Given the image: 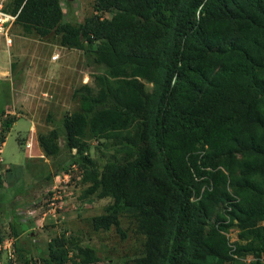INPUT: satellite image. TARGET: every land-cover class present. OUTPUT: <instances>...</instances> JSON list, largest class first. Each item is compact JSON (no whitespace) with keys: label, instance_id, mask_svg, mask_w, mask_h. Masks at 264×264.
I'll use <instances>...</instances> for the list:
<instances>
[{"label":"trees","instance_id":"trees-1","mask_svg":"<svg viewBox=\"0 0 264 264\" xmlns=\"http://www.w3.org/2000/svg\"><path fill=\"white\" fill-rule=\"evenodd\" d=\"M62 4L13 0L11 12L20 10L15 26L25 34L55 33L103 69L94 87L75 89L79 110L38 138L47 156L61 153L63 139L82 164L81 199H113L94 229L125 236L120 214L136 219L143 253L123 264H233L248 255L261 264L264 0H96L101 14L78 24ZM5 123L0 147L14 124ZM91 139L108 151L105 163L89 155ZM234 229L236 241L227 235ZM47 254L44 263L66 264V238L51 240ZM77 256L101 263L92 248L77 247Z\"/></svg>","mask_w":264,"mask_h":264},{"label":"rangeland","instance_id":"rangeland-1","mask_svg":"<svg viewBox=\"0 0 264 264\" xmlns=\"http://www.w3.org/2000/svg\"><path fill=\"white\" fill-rule=\"evenodd\" d=\"M95 2L64 0L65 20L84 22L95 15ZM11 37L10 49L0 38V64L5 72L0 71V138L7 130L5 122H14L3 145L4 163L0 165V264H47L48 243L63 236L69 252L66 264H79V246L97 251L100 264L133 263L142 255L145 244L136 219L130 213L120 214L125 236L115 227L96 231L93 218L104 214L113 199H81L86 187L81 183L82 164L69 159L63 139L59 141L61 153L55 156H47L38 141L40 135L62 128L64 117L79 110V101L73 98L75 89L84 84L94 87L93 77L104 73L103 69L92 65L83 52L63 47L55 33L41 38L36 33L25 34L21 26L14 25ZM57 54L61 59L50 63ZM12 63L15 68L7 73ZM146 86L151 89V85ZM57 101L58 108L52 105L53 114H48L46 106ZM50 115L52 122L48 120ZM30 139L34 141L32 157L25 148ZM89 144L91 158L105 163L108 151L95 139ZM229 233L234 238L238 234L236 229ZM236 259L233 264H257L252 255Z\"/></svg>","mask_w":264,"mask_h":264},{"label":"built area","instance_id":"built-area-1","mask_svg":"<svg viewBox=\"0 0 264 264\" xmlns=\"http://www.w3.org/2000/svg\"><path fill=\"white\" fill-rule=\"evenodd\" d=\"M13 0H0V37L5 39L6 44L11 46L13 43V39L11 37V31L17 21L20 10L14 14L11 12V3ZM58 55H54L52 57L53 61L58 59ZM32 144L27 142L26 147L30 149ZM1 152V150H0ZM0 163H2V159L0 157Z\"/></svg>","mask_w":264,"mask_h":264},{"label":"clouds","instance_id":"clouds-1","mask_svg":"<svg viewBox=\"0 0 264 264\" xmlns=\"http://www.w3.org/2000/svg\"><path fill=\"white\" fill-rule=\"evenodd\" d=\"M63 2H64V0H63ZM101 13H99V12H95V15H100ZM105 16V17H104ZM102 19H105L106 18V14H102V17H101ZM1 38V37H0ZM13 39V38H12ZM5 40V39H4ZM6 42V41H5ZM13 44V43H12ZM8 46V45H7ZM9 47H12V45L11 46H9ZM58 56H59V54H57ZM53 57V56H52ZM59 58H60V56L58 57V59L56 60V61H58L59 60ZM53 61V60H52ZM27 142H30L31 144H32V146H31V148L30 149H28L27 147H26V145H27ZM26 143H25V148L28 150V153H29V156L30 157H32V152H33V150H34V141H33V139H30L29 141H27ZM0 150H1V152H0V157H1V159H2V163H4V160H3V158H2V150H3V146H1L0 147ZM2 163H0V165L2 164ZM65 177H69V174H65L64 175ZM238 232V231H237ZM228 235V237H230V238H232V241H236L238 238H237V234H236V238H234L233 236H232V234H231V236L229 235V234H227ZM264 261V260H263ZM38 264H40V263H38Z\"/></svg>","mask_w":264,"mask_h":264},{"label":"crops","instance_id":"crops-1","mask_svg":"<svg viewBox=\"0 0 264 264\" xmlns=\"http://www.w3.org/2000/svg\"><path fill=\"white\" fill-rule=\"evenodd\" d=\"M4 40V39H3ZM5 41V40H4ZM5 44H6V42H5ZM6 47L8 48V49H10L11 47H9V46H7V44H6ZM59 59H61V58H59ZM50 63H55V62H57V61H52V57H51V59H50V61H49ZM52 67V66H51ZM50 65L48 64V65H46V68H48L49 70H50ZM1 70H3V73H5L4 72V66H3V64H0V71ZM8 71H7V73L9 72H11L12 71V69H11V66H9V69H7ZM52 105L54 106L53 107V109H57L58 107V101L56 102V104L55 103H52L51 105H49V106H46V108H49V110L47 111V113L49 114L50 113V109H51V107H52ZM44 109H45V107H44ZM30 112H31V109L29 110ZM5 144V143H4Z\"/></svg>","mask_w":264,"mask_h":264}]
</instances>
